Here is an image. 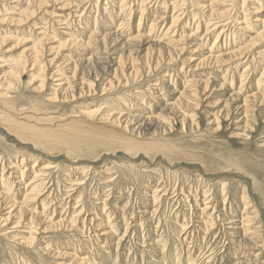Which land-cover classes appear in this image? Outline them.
<instances>
[{
  "label": "rangeland",
  "instance_id": "obj_1",
  "mask_svg": "<svg viewBox=\"0 0 264 264\" xmlns=\"http://www.w3.org/2000/svg\"><path fill=\"white\" fill-rule=\"evenodd\" d=\"M36 1L0 0V38L9 39L7 46L0 49V77L3 78L6 71L15 67L14 60L22 56L25 48L40 43L46 36L58 44L67 45L61 53H67L69 60L65 62L64 69L57 72V66L62 61L61 55L56 58L58 61L52 62L51 59L56 54L45 51L43 56L40 55L44 60L45 89L34 90L28 84L32 74L31 71L28 72L31 65L27 66L23 81L15 83V87L9 89L8 98L14 99L16 107L13 111L15 118H9L13 120L12 123L25 127V131L23 134L17 133L0 124V192L9 190L10 197L15 202H21L25 195L28 197L31 194L35 199L30 202L28 209L38 216L33 222L36 228L50 222L62 223V227L51 229L47 233L39 230L36 233L38 242L44 247L62 251L71 258H90L89 261L93 264H189L191 257L198 258L199 264L204 261V264H249L252 261L264 264V249H243L241 256L233 252L235 250L232 249L227 228L222 221L226 210V214L231 212V215L234 211L237 214L243 212L242 203L237 199L243 194V189H247L248 196L250 195L247 199L257 207L261 216V243H264V204L260 201V195L253 190L252 183L246 177L228 173L226 168L229 161L233 163L234 160L250 164V167L253 164L264 189V152H261L264 147L260 144L264 139V103H261V96L264 95V41L259 42L255 51L250 49L236 58L229 57L236 49L252 45L250 38L254 35L253 31L262 29L250 20V5L254 7L255 2L264 10V0H258L261 1L260 4L257 0H247L244 6L248 12L243 15L250 19L247 18L248 24L245 26L239 25L236 20L239 19L237 16L243 0H218L217 5L208 6L204 10L196 5V2L202 4L204 0H185L184 3V0H44L43 8H36ZM208 3L205 2V6ZM220 7L224 9L220 10ZM212 8L219 15L213 17L216 19L208 12ZM228 8L229 11L222 14ZM18 9L24 12L28 10L32 14L28 20L17 23L12 20L20 17ZM262 15L264 21V14ZM167 23L172 25L169 29ZM218 23L220 26H216ZM261 24L264 25V22ZM185 25L187 26L184 27ZM222 28H225L224 31ZM104 37L108 39L105 42L101 41ZM137 37L143 41L146 39L156 42L152 48L153 53L160 50L157 42H170L169 46L177 49L174 54L178 55L177 61L169 63L163 60L156 69V61L142 59L146 51L141 52L135 48L139 46L137 43L130 45L132 49L129 46L123 48L119 43V38L128 40ZM71 41H79L85 46L79 47ZM198 47L200 50L194 51ZM7 48L15 49L8 52ZM161 51L166 53L168 50L164 47ZM94 55H102L96 58L103 59L98 64L93 62L91 69L86 60ZM218 55L223 56L221 63L209 61L205 65H199L204 59ZM245 55L252 56L246 58ZM24 56L31 57L28 52ZM119 56L129 59L128 64L135 59L133 62L138 64V73L130 75L125 70L123 75L120 71L118 73L121 75L115 78L117 65L113 62ZM186 59L193 61L187 62ZM77 61L82 62V70L70 79L74 69L72 63ZM63 73L74 89L68 95L69 98L50 100L49 96L54 93L55 85L61 83L55 80L64 76ZM77 76L84 78L87 83L84 82L83 85V79L80 81ZM111 79L115 82L110 87ZM37 80H40L39 77ZM205 81L209 87L203 89ZM119 82L129 84L123 88L125 83L121 85ZM197 85L201 92L199 97L182 100L180 109H175L172 118L168 117L167 122H156L159 128L143 125V119L158 116L162 108L171 104L178 95L184 91L193 92ZM255 93L260 96L259 101L253 102L257 123L248 132L246 139L232 138L235 133H242L239 128L245 125L240 120L243 117L240 113L231 111L228 118L220 116L217 123H210L224 108V103L226 110L236 111V107L242 104V99ZM216 102L219 103L216 105ZM100 109L106 110L107 114L121 116L122 122L101 123L86 115H79L76 120L71 119L78 116L75 111L81 113ZM184 113L187 116L196 115L194 121L190 118L183 119L181 114ZM0 115V119L8 118L4 110H0ZM127 117L133 119L129 127L124 121ZM218 126L220 130L211 133ZM68 131L80 137H69ZM85 135H90L93 139L87 141L82 138ZM159 144L168 145L172 149L162 151L156 148ZM5 183L8 188L3 186ZM213 205H217L215 209ZM200 211L204 213L203 216L213 213L215 216L221 215V220L219 218L217 222L219 225L206 238L204 232L200 233L197 229V225L200 226L197 224ZM6 214L10 213L0 211V264H30L33 260H29L25 256V250L15 246V240L10 237L16 234L17 237L28 236L27 233L20 232L35 228L29 229L31 225L26 220L25 223L22 221L25 225L20 224L15 222V216ZM29 216L31 214L25 219L29 220ZM7 217H10L9 221L4 219ZM111 221L113 224H110ZM70 223L72 227L67 228L66 225ZM113 233L118 237L113 236ZM190 233L193 234L189 235ZM105 236L112 237L114 243L111 245L106 241L103 245L109 251L98 253L97 243ZM158 239L160 244L157 243ZM35 251L27 253L34 258L38 256ZM106 254H110V257ZM44 258L46 262L43 264H70L69 258ZM20 259H24L23 263Z\"/></svg>",
  "mask_w": 264,
  "mask_h": 264
},
{
  "label": "bare ground",
  "instance_id": "obj_2",
  "mask_svg": "<svg viewBox=\"0 0 264 264\" xmlns=\"http://www.w3.org/2000/svg\"><path fill=\"white\" fill-rule=\"evenodd\" d=\"M3 1V0H2ZM10 1V0H9ZM17 2L18 1H23V0H16ZM36 1V0H35ZM48 1V0H47ZM61 1V0H60ZM69 0H66L65 2H68ZM79 1V0H78ZM119 1V0H118ZM118 1H116V2H118ZM159 0H157V2H158ZM176 1H178V0H176ZM222 1V0H221ZM258 1V0H257ZM257 1H256V3H257ZM5 2V1H4ZM27 2H29V0H27ZM31 2H32V0H31ZM37 3V7L36 8H43L44 7V3H45V1L44 0H37L36 1ZM57 2H59V1H57ZM121 2V1H120ZM162 2V1H161ZM175 2V1H174ZM183 3L185 2V0L184 1H182ZM196 2V1H195ZM200 2V1H199ZM202 2V1H201ZM205 2H209L208 3V5H206L205 6ZM218 2V0H213V1H208V0H204V2H202V4L201 3H197L196 2V5H198V7L199 8H201V9H206L208 6H214V5H217L216 3ZM231 2V1H230ZM261 2V1H260ZM260 2L258 1V3L260 4ZM62 3H64V2H60V4H62ZM75 3V2H74ZM108 3H110V1L108 2ZM143 3V2H142ZM169 3H170V1H169ZM173 3V2H172ZM224 3V2H223ZM247 3V0H243V6L241 7V11L240 12H238V15L239 16H237V18H239V19H236L237 21H238V24L239 25H243V26H245V24L247 23L246 21H247V18H248V16H246V15H243V13L245 14V13H247L248 11H247V8L244 6L245 4ZM13 4H15V3H13ZM16 4H18V3H16ZM20 4H21V2H20ZM23 4V3H22ZM194 4V3H193ZM228 4V3H227ZM237 4V3H236ZM236 4H234V5H236ZM253 4L255 5L254 7L252 6V4L250 5L251 6V9H252V11H251V14L250 15H252V17L250 16V18H248V19H250V20H252V21H254L257 25H259L260 26V28H262L261 30H258V31H256V32H254L253 31V33H254V35H253V37L252 38H250V40L252 39V45H250L249 44V46L247 45V46H243L242 48H240L239 50L238 49H236L237 51H235L234 53L232 52L231 53V55H229V57H231V58H236V57H238V56H240V55H242V54H244V53H247V51L248 50H250V49H252V51H255V50H257V45L259 44V42H263L264 41V25H262L261 24V22L263 23L264 21H263V15L262 14H264V10H262V6H258L257 4H255V2H253ZM106 5H108V4H106ZM177 5V4H176ZM183 5V4H182ZM226 5V4H225ZM262 5V4H261ZM3 6V5H2ZM7 6V5H6ZM14 6H16V5H14ZM60 6V5H59ZM62 6V5H61ZM157 6V5H156ZM175 6V5H174ZM173 6V7H174ZM179 6V5H178ZM178 6H176V8L178 7ZM218 6H219V4H218ZM232 6V5H231ZM0 7H1V5H0ZM8 7V6H7ZM13 7V6H12ZM130 7H131V5H130ZM229 7H230V5H229ZM235 7V6H234ZM253 7V8H252ZM11 8V7H10ZM18 8V7H17ZM16 8V9H17ZM75 8V7H74ZM80 8V7H79ZM105 8V7H104ZM112 8V7H111ZM133 8V7H132ZM249 8V7H248ZM9 9V8H8ZM15 9V8H14ZM46 9V8H45ZM61 9V8H60ZM59 9V10H60ZM167 9V8H166ZM222 9H224V7H220V10H222ZM7 10V9H6ZM19 10V9H18ZM109 10V9H108ZM121 10V9H120ZM131 10V9H130ZM187 10V9H186ZM9 11V10H8ZM11 11V10H10ZM20 11V10H19ZM28 10H26L25 12L24 11H20V17L17 19V20H12V21H17V23H20V22H23V21H25V20H28L29 19V17L31 16V14L32 13H29V12H27ZM160 11V10H159ZM165 11V10H164ZM224 11V10H223ZM229 11V8L227 9V10H225L222 14H225L226 12H228ZM233 11H234V9H233ZM108 12V11H107ZM113 12V11H112ZM119 12V11H118ZM179 12H181V10L179 11ZM186 12V11H185ZM208 12L212 15L211 17L213 18V17H216V16H219V15H217V13L215 12V10H213V8L212 9H209L208 10ZM91 13V12H90ZM10 14V13H9ZM13 14V13H12ZM47 14V13H46ZM110 13H106V15H109ZM181 14V13H180ZM179 14V15H180ZM183 14V13H182ZM196 14V13H195ZM112 15H114L113 13H112ZM111 15V16H112ZM163 15V14H162ZM161 15V16H162ZM237 15V14H236ZM242 15V16H241ZM249 15V14H248ZM118 16H119V14H118ZM159 17V16H158ZM158 17H155V18H158ZM162 17H164V16H162ZM182 17V16H181ZM195 17V16H194ZM211 17H210V19H211ZM235 17V16H234ZM1 18V17H0ZM118 18V17H117ZM161 18V17H160ZM159 18V19H160ZM178 18V17H177ZM191 18V17H190ZM193 18V17H192ZM191 18V19H192ZM208 18V17H207ZM232 18V17H231ZM55 19V18H54ZM90 19V18H89ZM109 19H111V18H109ZM213 19H216V18H213ZM5 20V19H4ZM57 20V19H56ZM107 20V19H106ZM174 20V19H173ZM224 21H226V19H223ZM228 20V19H227ZM242 20V21H241ZM2 21V20H1ZM0 21V22H1ZM153 21V20H152ZM156 21V20H155ZM154 21V22H155ZM165 21V20H164ZM175 21V20H174ZM212 21V20H211ZM221 21V20H220ZM157 22V21H156ZM178 22V21H177ZM198 22V21H197ZM196 22V23H197ZM210 22V21H209ZM213 22V21H212ZM212 22H211V24H212ZM13 23V22H12ZM16 23V24H17ZM158 23V22H157ZM187 23V22H186ZM208 23V22H207ZM214 23H216V22H214ZM254 23V24H255ZM89 24H91L90 22H89ZM152 24V23H151ZM220 23H218V24H216V26L217 25H219ZM248 24V23H247ZM150 25V24H149ZM167 25H168V23H167ZM175 25H177V24H175ZM169 26H172V25H168V29H169ZM187 25H185L184 27H186ZM210 26V25H209ZM215 26V25H214ZM220 26V25H219ZM259 26H258V29H259ZM153 27H156L155 25L153 26ZM202 27V26H201ZM208 27V25L206 26V28ZM237 27V26H236ZM85 28H87V27H85ZM173 28V27H172ZM211 28V27H210ZM226 28V27H225ZM224 28V29H225ZM242 28V27H241ZM255 28V27H254ZM256 28H257V26H256ZM255 28V29H256ZM171 29V28H170ZM224 29L222 28V30L224 31ZM40 30V29H39ZM44 30V29H43ZM154 30V29H153ZM163 30V29H162ZM166 30H167V28H166ZM207 30V29H206ZM205 30V31H206ZM209 30V29H208ZM222 30H220V34H221V31ZM38 31V30H37ZM45 31V30H44ZM95 31V30H94ZM96 31H98V30H96ZM151 31V30H150ZM160 31V30H159ZM175 31V30H174ZM196 31V30H195ZM200 31V30H199ZM46 32V31H45ZM149 32V31H148ZM156 32V31H155ZM168 32V31H167ZM178 32V31H177ZM92 33H93V31H92ZM151 33V32H150ZM174 33V32H173ZM173 33H171V34H173ZM193 33H195V32H193ZM198 33V32H197ZM218 33V32H217ZM132 34V33H131ZM174 34H176V33H174ZM173 34V35H174ZM183 34V33H182ZM208 34V33H207ZM228 34V33H227ZM163 35V34H162ZM172 35V36H173ZM177 35H178V33H177ZM187 35H188V33H187ZM224 35V34H223ZM249 36H250V34H248ZM252 35V34H251ZM128 36V35H127ZM164 36V35H163ZM168 36V35H167ZM217 36V35H216ZM248 36V37H249ZM44 37V36H43ZM123 37V36H122ZM132 37V36H131ZM155 37V36H154ZM179 37V36H178ZM188 37V36H187ZM224 37V36H223ZM126 38V37H125ZM163 38V37H162ZM166 38V37H165ZM182 38V37H181ZM156 39V38H155ZM179 39H180V37H179ZM193 39V38H192ZM218 39V38H217ZM223 39V38H222ZM228 39V38H227ZM238 39V38H237ZM108 39H107V37H104L101 41H107ZM164 40V39H163ZM170 40V39H169ZM185 40V39H184ZM8 41H9V39H7V38H0V49L2 48V47H4L5 45L7 46V44L6 43H8ZM83 41V40H82ZM114 41H115V39H114ZM167 41V40H166ZM171 41V40H170ZM204 41V40H203ZM72 42V41H71ZM118 43V41L116 40L115 41V43ZM165 42V41H164ZM28 43V42H27ZM72 43H74L75 45H78L79 47L81 46H85V44L84 43H81V42H79V41H76V42H72ZM119 43L122 45V47L123 48H125V47H127V46H129V48L131 47L130 45H132L133 43H137L139 46H135V48H137L139 51H141V52H145L146 51V54H145V56H144V58H142L143 60H146V61H148V62H155L156 61V63H157V67H156V69H158L160 66H161V63H163V60H165V61H167V62H169V63H173V62H175V61H177L176 59H177V56L176 55H174V54H176V51H177V49H172L170 46H169V44H171L170 42H168V43H166V44H162V42L160 43V44H158V42H157V45H158V47H159V49L160 50H158L157 52H154L153 53V45L156 43V42H153L152 43V41L151 40H146V39H144V41L142 40V39H139V37H137V38H130V39H128V40H123V39H121L120 40V38H119ZM181 43H184V42H181ZM227 43V42H226ZM67 44V43H66ZM247 44V43H246ZM135 45V44H134ZM146 45H147V47H146ZM199 45V44H198ZM201 45V44H200ZM244 45V44H243ZM5 46V47H6ZM65 46H67V45H63V44H58L57 42H55V41H53L52 40V38H50L49 36H46V37H44L42 40H41V42L40 43H36L35 45H32V46H29V47H27V48H25L24 49V52L21 54L22 56L20 57V58H18V59H16V60H14V62H13V64H14V66L15 67H12V69L10 70V71H6L4 74V76H3V78H1L0 79V110H4L5 112H6V115L8 116V118H1L0 119V124H2V125H4L6 128H8V129H10V130H13V131H15V132H17V133H21V134H23V132L25 131V127L23 128V126H20V125H18V124H15L14 122L12 123V121L13 120H11L9 117H14V114H13V111H14V109L16 108L15 107V104H14V99L13 100H11V99H9L8 98V93H9V89H13L15 86H14V84L15 83H17V82H21V80L23 81V79H22V77H24V73H25V70H26V68H27V66H30L31 65V69L30 70H28V72L29 71H31L32 72V74H31V79H30V81H29V85H31V87L34 89V90H38V91H42V90H44L45 89V87H46V75H44V72H43V70H44V60H42V56L45 54V51H50V53H52V55H55L51 60H52V62H55V60H57L56 58L59 56V55H61L60 57L62 58V61H60L59 62V65L57 66L58 67V69H57V72H59L61 69H64V64H65V62L66 61H68L69 60V57L67 56L68 54L67 53H65V54H63V53H61V51L62 50H64L66 47ZM116 46V45H115ZM108 47V46H107ZM113 47V46H112ZM167 48V52L166 53H164L163 51H161L163 48ZM217 47V46H216ZM223 47V46H222ZM83 48V47H82ZM114 48V47H113ZM237 48V47H236ZM13 49H15V48H7L6 49V51H12ZM130 49H132V48H130ZM184 49V48H183ZM182 49V50H183ZM197 49L198 50H200V48L198 47V48H195L194 49V51L196 50L197 51ZM216 49V48H215ZM3 50V49H2ZM111 50V49H110ZM127 50V49H126ZM105 51H106V46H105ZM105 51H104V53H105ZM128 51H130V50H128ZM26 52H28V53H30V58H27V56H24L25 55V53ZM137 52V51H136ZM180 52V51H179ZM214 52V51H213ZM216 52V51H215ZM53 53H55V54H53ZM61 53V54H60ZM99 53V52H98ZM256 53V52H255ZM210 54H211V52H210ZM40 55H42V56H40ZM226 55V54H225ZM81 56V55H80ZM90 56V55H89ZM101 57L102 55H94V57H91V58H89L88 60H86L87 62H89V66L91 67V65H93L92 63L94 62L95 64H98V63H100L99 62V60L101 59H98V58H96V57ZM206 56V55H205ZM251 56L252 55H245L244 57H246V58H251ZM47 57V56H46ZM84 57V56H83ZM51 58V57H50ZM95 58L96 59H98V60H95ZM109 58V57H108ZM140 58V57H139ZM32 59V61H30ZM46 59V58H45ZM49 59V58H48ZM60 59V58H59ZM72 59V58H71ZM70 59V60H71ZM87 59V58H86ZM102 59H103V57H102ZM101 59V60H102ZM244 59V58H243ZM81 60H83V59H81ZM116 60V59H115ZM198 60V59H197ZM222 60H223V56L222 55H218V56H214V58H207V59H204L203 61H201L200 63H199V65H205V64H207L209 61H210V63H221L222 62ZM252 60V59H251ZM41 61H43L42 63H43V65H42V63H41ZM58 61V60H57ZM133 61H135V59L133 60ZM130 62L129 64H128V62H129V59H125V58H123L122 56H119V58H118V60H116V62H113V64L114 65H117V67L115 68V78H116V76H118V75H121V74H119L118 72H120L121 71V73H123V75H124V73H125V70H126V72H128L130 75H133V74H136V73H138V71H137V68H138V64H136L137 62ZM186 61L187 62H192L193 60H190V59H186ZM85 63V62H84ZM160 63V64H159ZM29 64V65H28ZM72 64H74L73 66H74V69H73V75H72V77L70 78V79H72L74 76H76V74H77V72L79 71V70H82V68L80 69V67L82 66L81 64H82V62L81 61H77V62H74V63H72ZM140 64V63H139ZM248 64V63H247ZM55 65V64H54ZM69 65V64H68ZM168 65V64H167ZM199 65H197V66H199ZM85 66V65H84ZM98 67H99V65H97ZM151 66V65H150ZM195 66V65H194ZM247 66V65H246ZM246 66H244V67H246ZM46 67V66H45ZM89 67V68H90ZM96 67V66H95ZM193 67V66H192ZM249 67V66H248ZM85 68V67H84ZM153 68V67H152ZM174 68V67H173ZM247 68V67H246ZM88 69V68H87ZM91 69H92V67H91ZM151 69V68H150ZM84 70V69H83ZM86 70V69H85ZM89 70V69H88ZM96 70H97V68H96ZM138 70H140V69H138ZM246 70V69H245ZM87 71V70H86ZM99 71V70H98ZM183 71V70H182ZM181 71V72H182ZM30 72V73H31ZM170 72V71H169ZM175 72V71H174ZM263 72V71H262ZM50 73V72H49ZM61 73V72H60ZM82 73V72H81ZM91 73V72H90ZM93 73V72H92ZM147 73V72H146ZM29 74V73H28ZM27 74V75H28ZM57 74V73H56ZM64 74V73H63ZM72 74V73H71ZM261 74V73H260ZM81 75V74H80ZM91 75V74H90ZM170 75H171V73H170ZM175 75V74H174ZM177 75V74H176ZM58 76V75H57ZM59 76H62V75H59ZM172 76V75H171ZM241 76V75H240ZM38 77H39V79L40 80H37L38 79ZM66 76H65V74H64V76H62L61 78H58V79H56L55 81H59V83H60V81H61V83L60 84H58V85H55V90H53V94H52V96H49V99L50 100H54V99H58V98H69V94H71V91L74 89V87H71L70 86V84L67 82V80H66V78H65ZM78 77V76H77ZM85 77V76H84ZM28 78V77H27ZM30 78V77H29ZM79 78V80L81 81L82 79H83V82H81L83 85L85 84L84 82H86V81H84V78H82V79H80V77H78ZM77 78V79H78ZM114 78V77H113ZM114 78V79H115ZM221 78V77H220ZM261 78V77H260ZM75 79H76V77H75ZM173 79H174V77H173ZM78 80V81H79ZM86 80V79H85ZM116 80H118V79H116ZM71 81V80H70ZM90 81V80H89ZM114 80H112L111 79V81H110V87L111 86H113L114 85ZM206 83L204 84V86H202L203 87V89H205V88H208L209 86H208V83H207V81H205ZM66 83H68V84H66ZM73 83V82H72ZM87 83V82H86ZM121 85H122V83H125V82H119ZM150 83V82H149ZM161 83V82H160ZM80 84V83H79ZM129 83L128 82H126L124 85H123V88H125L127 85H128ZM197 84H199V83H197ZM20 85V84H19ZM64 85V86H63ZM65 85H67V86H69V87H65ZM72 85V84H71ZM76 85V84H75ZM239 85V84H238ZM242 85V84H241ZM18 86V85H17ZM80 86V85H79ZM155 86V85H154ZM157 86V85H156ZM160 86H161V84H160ZM12 87V88H11ZM26 87V86H25ZM84 87V86H83ZM158 87V86H157ZM23 88V87H22ZM78 88V87H77ZM87 88V87H86ZM163 88V87H162ZM161 88V89H162ZM199 86L197 85V89H195V90H193V92H189V93H185L186 91H184L183 93H181L180 95H178L176 98H175V100L173 101V102H171V104H169V105H167V106H165V107H163L162 108V110L159 112V114H158V116H156V117H151V118H147V119H143V125L145 126V125H147L148 126V128H154V127H158L159 128V126H157L158 124H156V122H158V121H161V122H163V121H165L166 120V122H167V120H168V117H171L172 118V115H173V112L175 111V109H177L178 107H179V109H180V102H182V100H185L186 98H190V97H197L198 95H199V93L201 94V92L199 91ZM24 89V88H23ZM28 89V88H27ZM26 90V89H25ZM207 90V89H206ZM16 91H19V90H16ZM93 91V90H92ZM202 91V90H201ZM75 92V91H74ZM77 92V91H76ZM82 92H84V91H82ZM155 92V91H154ZM205 92V91H204ZM238 92V91H237ZM11 93H12V91H11ZM51 93H52V91H51ZM60 93H61V95H60ZM157 93V92H156ZM22 94V93H21ZM20 94V95H21ZM204 94V93H203ZM20 95H19V97H20ZM151 95V94H150ZM164 95V94H163ZM18 96V95H17ZM23 96V95H22ZM93 96V95H92ZM246 96V95H245ZM24 97V96H23ZM199 97V96H198ZM11 98H12V96H11ZM158 98H161V97H158ZM167 98V97H166ZM261 103L263 104L264 103V95H262L261 96ZM163 99H165V98H163ZM195 99V98H194ZM203 99H204V97H203ZM258 99H260V96H259V94H252L251 96H247V97H245L244 99H242L243 100V102H242V104H240L239 106H237L236 107V111L235 110H226V107H225V103H224V105L222 106V107H224L223 109H221L220 110V112L219 113H217L216 114V116H215V119H213V120H210V123H215L216 121H217V119H218V121H219V117L220 116H222L223 118L224 117H226V118H228L229 117V114H230V112L231 111H234L236 114H239L240 113V115H242L243 117L240 119L241 120V122L242 121H244L245 122V125H243L242 127H240L239 129L240 130H242V133L241 132H239V133H235V135H233V137L232 138H244V139H246L248 136H247V134H248V132L250 131V130H252L254 127V125L257 123V119H255V115H254V108L255 107H253L254 105H253V102H257V100ZM187 100V99H186ZM185 100V101H186ZM154 101V100H153ZM164 101V100H163ZM172 101V100H171ZM188 101V100H187ZM190 101V100H189ZM196 101V100H195ZM259 101V100H258ZM161 102H162V100H161ZM167 102V101H166ZM165 102V103H166ZM184 102V101H183ZM199 102V101H198ZM168 103H169V101H168ZM190 103V102H189ZM219 102H216L215 104L217 105ZM157 104H159V103H157ZM191 104V103H190ZM260 104V103H259ZM161 105H163L162 103H161ZM187 105V104H186ZM189 105V104H188ZM192 105V104H191ZM194 105H196V104H194ZM147 106V105H146ZM150 106V105H149ZM148 106V107H149ZM155 107V106H154ZM160 107V106H159ZM235 109V108H234ZM154 110V109H153ZM106 110H104V109H100L99 111H89V112H76L75 111V114H77L78 116H76V117H72L71 119L72 120H76L78 117H79V115H86V116H90V117H92L94 120H98L99 122H101V123H109V124H117V123H119V122H122L121 121V116H117V115H114V114H107L106 112H105ZM102 112V113H101ZM151 112V111H150ZM253 112V113H252ZM101 113V114H100ZM154 113V112H153ZM179 114H180V112H178ZM183 113V112H182ZM189 113V112H188ZM74 114V115H75ZM100 114V115H99ZM185 114V113H184ZM184 114H181V117L183 118V119H187V118H190V119H192V121H194V119H195V116L196 115H184ZM145 115V114H144ZM1 116V115H0ZM3 116V115H2ZM239 116V115H238ZM148 117V116H147ZM213 117V116H212ZM264 117V116H263ZM15 118V117H14ZM131 117H127L124 121H125V123H126V125L129 127V125H131L132 124V120L130 119ZM194 118V119H193ZM4 119H7V121H5ZM138 119V118H137ZM236 119H238L237 117H236ZM240 120H238V121H240ZM67 121V120H66ZM123 121V122H124ZM138 121V120H137ZM64 123V122H63ZM101 123H99V124H101ZM170 123V122H169ZM217 123V122H216ZM140 124V123H139ZM122 125V124H121ZM162 125V124H161ZM58 126V125H57ZM133 126H134V122H133ZM253 127V128H252ZM220 126H218V128H216V129H214V130H211V133H216V132H218L220 129ZM146 129V128H145ZM158 130V129H157ZM150 131V130H149ZM154 132V131H153ZM118 133V132H117ZM118 135V134H117ZM263 135V134H262ZM67 136H69V137H71V136H73V137H80V136H78V135H75V134H71L69 131H68V133H67ZM120 136V135H119ZM82 138H84L85 140H87V141H89V140H91V139H93V137L92 136H90V135H85V136H83ZM262 138H264V135L262 136ZM105 139V138H104ZM110 139H113V137H111ZM5 140V139H4ZM260 144H262L261 146L262 147H264V139H262L261 140V142H260ZM156 148H158V149H161L162 151H169V149L171 150L172 148H169L168 147V145L167 146H164L163 144H159V145H157V147ZM261 152H264L263 150L261 151ZM4 160V159H3ZM7 161V160H6ZM175 161V160H174ZM38 162V161H37ZM255 162V161H254ZM20 163V162H19ZM15 164V163H14ZM250 165V164H249ZM249 165H245V164H242V162H240V161H236L235 162V160L233 161V163L231 162V161H229V165L228 166H226V168H227V170H229V171H227L228 173H233V174H236V175H240V176H242L243 178L244 177H246L247 179H248V181H250L251 183H252V186H253V190H255V192L256 193H258L259 195H260V201H262V204H264V189H263V186H262V182H261V180H260V177L258 176V174H257V172H256V169L253 167V164H251V167L249 166ZM5 167V166H4ZM54 168V167H53ZM2 169H3V167H2ZM32 169V168H31ZM10 170V169H9ZM3 172V171H2ZM21 172V171H20ZM35 172V171H34ZM41 172V171H40ZM54 173H56V172H54ZM3 174V173H2ZM34 174V173H33ZM39 175V174H38ZM34 176H35V174H34ZM18 178V177H17ZM13 179V178H12ZM9 181V180H8ZM50 181V180H49ZM2 183H4V182H2ZM3 186L4 187H6V188H8L7 187V184L5 183V184H3ZM2 186V187H3ZM28 186V185H27ZM31 186V185H30ZM33 186V185H32ZM39 186V185H38ZM0 188H1V186H0ZM39 188V187H38ZM179 188V187H178ZM3 189H5V188H3ZM59 189V188H58ZM181 190V189H180ZM66 191V190H65ZM10 191L8 190V191H1L0 192V211H7L8 213H10V214H6V215H11V217H12V215H13V213H15V211H16V213L13 215V216H15V219H17L15 222H17V223H22V224H24L25 222H24V220H26L27 221V224L28 225H31L30 227L31 228H29V229H34V230H31V231H24V230H22L20 233L22 234V233H27L28 234V236H12V237H10L11 239H14L15 241H14V244H15V246H18V247H22L23 248V250H25V252H26V254H25V256H27V258L29 259V260H33L30 264H43V262L45 261L46 262V259L44 258V257H48V256H54L55 258H59V259H66V258H69V263L71 264V263H74V264H93V263H90L91 261H89L90 260V258H89V260H86L85 258H80V257H77L76 258V256H74V257H70V255H68V254H64L62 251H58V250H56V249H52V248H50V247H47V246H43V244L42 243H39L38 242V240H37V232L40 230H42V231H44V232H49L51 229H54V228H58V227H62V223L61 222H55V223H53V222H50L49 224H47V225H45V226H41V225H39V226H41L40 228H36L35 226H33V222H34V220L38 217L36 214H34V213H31L30 212V210L28 209L29 208V205H30V202L31 201H33L35 198H33V196L31 195V194H29L28 195V197H26V195L24 196V198H23V200L21 201V202H15L14 201V199H12L10 196H11V193H9ZM28 192V191H27ZM26 192V193H27ZM57 192V191H56ZM48 193V192H47ZM242 195L240 196V198H238L237 200L239 201V203H242V206H243V212H241L240 210V214H237V212L236 211H234V212H232L233 214L231 215L230 213L231 212H229V214L231 215V216H229V214H226L227 213V210L224 212V215H222L223 217H222V221H223V224H224V227L225 228H227V235H229V240H230V244L232 245V249H234L235 251H233V252H235V254L237 255H240V254H242V253H244V250L243 249H256V250H259V249H264V243H261V237H262V232H263V230H262V225H260L262 222H261V216H260V214H259V211H258V209H257V207L256 206H254V205H251V203H252V201H250V199H247L249 196H248V192H247V189H243V191H242ZM219 194H221V191H220V193ZM15 195V194H14ZM240 195V194H239ZM32 196V197H31ZM238 196V195H237ZM236 196V197H237ZM31 197V198H30ZM152 197V196H151ZM204 198H205V196H204ZM68 199V198H67ZM221 199V198H220ZM223 200H224V198H223ZM17 201V200H16ZM73 202V201H72ZM51 203V202H50ZM152 203V202H151ZM202 203V202H201ZM209 203V202H208ZM68 204V203H67ZM215 204V203H214ZM210 205V204H209ZM39 206H40V204H39ZM185 206V205H184ZM214 206V209L216 208V206L217 205H213ZM219 206V205H218ZM115 207V206H114ZM194 207V206H193ZM221 207V206H220ZM33 208V207H32ZM177 208V207H176ZM190 208V207H189ZM241 208V207H240ZM229 210V209H228ZM238 210V209H237ZM136 211V210H135ZM219 211V210H218ZM217 211V212H218ZM180 212V211H179ZM201 212V211H200ZM6 213V212H5ZM30 215L31 214V217H30V219L29 220H27V219H25V217L27 216V215ZM5 215V216H6ZM204 215V213H202L201 212V214H200V216L198 215V217H197V224H199L200 226H198L197 225V229H198V231L201 233V232H204V235H205V238H206V236H209L210 234H212V232H213V230H214V227L216 226V225H219V224H217V222H218V220H219V218L221 217V215L220 216H215L214 215V213L213 214H207V215H205V216H203ZM211 215H213V216H211ZM150 216V215H149ZM28 217V218H29ZM109 217V216H108ZM105 218H107V217H105ZM113 218V217H112ZM125 218V217H124ZM238 218V219H237ZM4 219H6V220H8L9 221V219H10V217L8 218H4ZM111 219V218H110ZM109 219H107V221H108ZM118 220V219H117ZM140 220V219H139ZM143 220V219H142ZM220 220H221V218H220ZM24 223H23V222ZM44 222V221H43ZM182 223V222H181ZM106 224V223H105ZM108 224V223H107ZM110 224H113L112 223V221H111V223ZM109 224V225H110ZM221 224V223H220ZM3 225H4V223H3ZM25 225V224H24ZM102 225H104V224H102ZM114 225H115V223H114ZM186 225V224H185ZM237 225V226H236ZM195 226H196V224H195ZM234 226H236V227H234ZM38 227V226H37ZM66 227L67 228H70V227H72V224L70 223V225L69 224H67L66 225ZM104 227V226H103ZM107 227V226H106ZM117 227V226H116ZM262 227V228H261ZM27 228V227H26ZM110 228H112L111 226H110ZM113 228H114V226H113ZM219 229V228H218ZM133 230V229H132ZM177 230V229H176ZM222 230V229H221ZM108 231H110V229H108ZM107 231V232H108ZM112 231V230H111ZM180 231V230H179ZM184 231V230H183ZM219 231V230H218ZM12 232V231H11ZM101 232V231H100ZM102 232H104V231H102ZM113 232V231H112ZM118 232V231H117ZM127 232V231H126ZM125 232V233H126ZM190 232H193V231H190ZM39 233V232H38ZM105 233V232H104ZM119 233V232H118ZM20 234V235H21ZM101 234V233H100ZM103 234V233H102ZM107 234V233H106ZM105 234V235H106ZM111 234V233H110ZM187 234V233H186ZM193 233H190L189 235H192ZM19 235V234H18ZM108 235V234H107ZM202 235V234H201ZM110 236V235H109ZM113 236H115V237H118V236H116V235H114V233H113ZM123 236H125V234L123 235ZM141 236V235H140ZM198 236V235H197ZM213 236V235H212ZM121 237V236H120ZM200 237H202V236H200ZM123 238V237H122ZM122 238H120V239H122ZM101 241L100 242H98L97 244V249H96V251H98V253L99 252H102V254H103V252H105L106 250H107V248L108 247H104V245H103V243L105 244L106 243V241H108L109 242V244H113L114 242H113V238L111 237V238H108V236H105V237H103V239H100ZM202 240V239H201ZM228 240V239H227ZM115 241V240H114ZM117 241V240H116ZM128 241V240H127ZM195 241V240H194ZM264 241V240H263ZM159 242V244H160V241H159V239H158V241H157V243ZM196 242V241H195ZM93 243H94V240H93ZM120 243V242H119ZM229 243V242H228ZM108 244V245H109ZM111 244V245H112ZM152 244V243H151ZM195 244V243H194ZM198 244V243H197ZM103 245V246H102ZM118 244H115V246H117ZM141 245V244H140ZM144 245H145V243H144ZM106 246V245H105ZM114 246V247H115ZM119 246V245H118ZM117 246V247H118ZM155 246V245H154ZM116 247V251L118 250V248ZM21 248V249H22ZM93 248V247H92ZM153 248V247H152ZM155 248V247H154ZM95 249V248H94ZM193 249V248H192ZM33 250H36L35 252L37 253L38 252V256L37 257H34V258H32L27 252H29V251H32L33 252ZM78 250V249H77ZM92 250V249H91ZM145 250V249H144ZM243 250V251H242ZM10 251V250H9ZM63 251H64V249H63ZM93 251V250H92ZM107 251H109V250H107ZM106 251V252H107ZM115 251V252H116ZM131 251V250H130ZM130 251L128 252V254L130 253ZM140 251H142V250H140ZM145 251H147V250H145ZM178 251V250H177ZM246 251V250H245ZM67 252H69V251H67ZM91 252V251H90ZM72 253V252H71ZM93 253V252H92ZM109 253V252H108ZM141 253H144V252H141ZM146 253V252H145ZM200 253V252H199ZM199 253H198V255H199ZM204 253V252H203ZM91 254V253H90ZM95 254H96V252H95ZM156 254V253H155ZM172 254V253H171ZM181 254H183V253H181ZM201 254H202V252H201ZM250 254V253H249ZM76 255V254H75ZM108 255V257H110V254H106V256ZM120 255V254H119ZM130 255V254H129ZM141 255V254H140ZM99 256V255H98ZM116 256V255H115ZM131 256V255H130ZM191 256H192V254H191ZM195 255H193V257H194ZM197 256V255H196ZM241 256V255H240ZM244 256V255H243ZM247 256V255H246ZM253 256V255H252ZM113 257V256H112ZM151 257V256H150ZM182 257V256H181ZM186 257H188V255L186 254ZM249 257V256H248ZM20 258V257H19ZM94 258V257H93ZM105 258V257H104ZM114 258V257H113ZM117 260H118V258L117 257H115ZM114 258V259H115ZM135 258V257H134ZM173 258V257H172ZM208 258H210V257H208ZM92 259V258H91ZM124 259H125V257H124ZM141 259H143V257L141 258ZM152 259V258H151ZM178 259V258H177ZM176 259V260H177ZM184 259H186V258H184ZM183 259V260H184ZM203 259V258H202ZM21 261L23 260L24 261V259H20ZM93 260H95V259H93ZM97 260V259H96ZM103 260V259H102ZM109 261H110V259H108ZM112 260V259H111ZM130 260V259H129ZM146 260V259H145ZM171 260V259H170ZM175 260V259H174ZM173 260V261H174ZM175 260V261H176ZM180 260V259H179ZM205 260H208L207 258L205 259ZM211 260V259H210ZM23 261H22V263H23ZM89 261V262H88ZM141 261V260H140ZM147 261V260H146ZM154 261V260H153ZM178 261V260H177ZM60 262V261H59ZM130 262H132V261H130ZM158 262V261H157ZM162 262V261H161ZM187 262H188V260H187ZM198 262V263H197ZM205 262V261H204ZM204 262H203V264H204ZM209 262V261H208ZM253 262V261H252ZM252 262H250L249 264H258V263H252ZM29 262H24L23 264H28ZM61 263V262H60ZM97 263V262H96ZM104 263V262H103ZM111 263V262H110ZM116 263V262H115ZM125 263V262H124ZM141 263H143V262H141ZM140 263V264H141ZM147 263V262H146ZM177 263H180V261L179 262H177ZM189 264H199L200 262H199V259L198 258H196V259H194V258H189V262H188ZM206 263V262H205ZM94 264H95V262H94ZM99 264V263H98ZM102 264V263H101ZM107 264V263H106ZM113 264V263H112ZM148 264V263H147ZM163 264H164V262H163ZM239 264H241V263H239Z\"/></svg>",
  "mask_w": 264,
  "mask_h": 264
}]
</instances>
